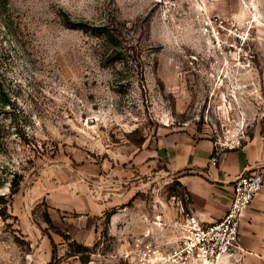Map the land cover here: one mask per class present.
Returning a JSON list of instances; mask_svg holds the SVG:
<instances>
[{
  "label": "rangeland",
  "instance_id": "obj_1",
  "mask_svg": "<svg viewBox=\"0 0 264 264\" xmlns=\"http://www.w3.org/2000/svg\"><path fill=\"white\" fill-rule=\"evenodd\" d=\"M0 68L15 100L0 116V264H29L50 232L83 264H136V244L174 247L190 213L159 143L264 133V0H7ZM104 202L92 245L51 216Z\"/></svg>",
  "mask_w": 264,
  "mask_h": 264
},
{
  "label": "crops",
  "instance_id": "obj_2",
  "mask_svg": "<svg viewBox=\"0 0 264 264\" xmlns=\"http://www.w3.org/2000/svg\"><path fill=\"white\" fill-rule=\"evenodd\" d=\"M215 141L209 136L174 134L163 139L157 150V161L187 191L190 212L207 222L221 219L227 211L238 175L251 170L264 174V133H255L241 146L227 148L217 164L211 162ZM90 206L77 217L67 213L63 206H55L51 216L54 223L63 225L62 232L72 234V239L80 243L92 245L104 211L110 206L109 202L97 208ZM115 220L113 217V223ZM50 233L47 237L41 235L38 253L29 264H83L78 256H67V244L60 234ZM30 235L34 237L36 233L33 231ZM52 240L56 244L54 259ZM240 242L245 250L240 264H264V185L242 217Z\"/></svg>",
  "mask_w": 264,
  "mask_h": 264
},
{
  "label": "built area",
  "instance_id": "obj_3",
  "mask_svg": "<svg viewBox=\"0 0 264 264\" xmlns=\"http://www.w3.org/2000/svg\"><path fill=\"white\" fill-rule=\"evenodd\" d=\"M248 134L229 141H215L211 162L217 164L227 149L241 146ZM264 174L251 170L238 175L233 184L230 205L219 220L207 222L194 213L185 214L179 223V237L172 248L151 241L139 242L135 251L136 264H240L245 252L240 242L244 213L262 191Z\"/></svg>",
  "mask_w": 264,
  "mask_h": 264
},
{
  "label": "trees",
  "instance_id": "obj_4",
  "mask_svg": "<svg viewBox=\"0 0 264 264\" xmlns=\"http://www.w3.org/2000/svg\"><path fill=\"white\" fill-rule=\"evenodd\" d=\"M6 5H7V0H0V8L1 7H4ZM83 25L84 24H81V23H74V24H71L69 27L84 29V26ZM14 102H15V100L13 99L12 92H11V88L9 86V83L7 82V79H6V76H5V72H4V70H2L0 68V116L2 114L7 113L8 110H9V108L11 106H13ZM15 177L16 178H14L12 180L11 187H10V190H11V193L12 194H16L19 191L20 184H21V181H22V176L19 177L18 174H15ZM2 182L3 181L0 178V185L2 184ZM108 216L109 215H107V217ZM52 244H53V253H54L53 259H54L55 255H56V244L54 243L53 240H52ZM75 244L80 249L81 248L87 249V246H83L82 244H79L78 242H75ZM78 252L79 251H69L68 256L78 255L79 258L81 259V261L83 263H85L86 262V259H84L83 256H80L78 254Z\"/></svg>",
  "mask_w": 264,
  "mask_h": 264
}]
</instances>
